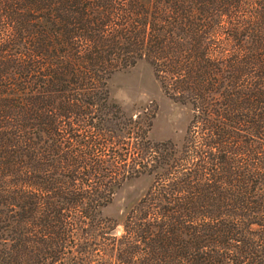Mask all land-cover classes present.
Listing matches in <instances>:
<instances>
[{
    "label": "trees",
    "instance_id": "trees-1",
    "mask_svg": "<svg viewBox=\"0 0 264 264\" xmlns=\"http://www.w3.org/2000/svg\"><path fill=\"white\" fill-rule=\"evenodd\" d=\"M139 61L179 144L110 98ZM0 264H264V0H0Z\"/></svg>",
    "mask_w": 264,
    "mask_h": 264
},
{
    "label": "rangeland",
    "instance_id": "rangeland-1",
    "mask_svg": "<svg viewBox=\"0 0 264 264\" xmlns=\"http://www.w3.org/2000/svg\"><path fill=\"white\" fill-rule=\"evenodd\" d=\"M110 98L126 114H136L143 109L154 110L148 137L154 141L171 139L179 144L189 118V108L167 97L154 77L151 66L139 61L133 67L113 73L108 82ZM135 116V115H134ZM150 183L148 176H140L123 185L115 194L104 214L120 221L131 205ZM117 225L113 234L119 235Z\"/></svg>",
    "mask_w": 264,
    "mask_h": 264
}]
</instances>
